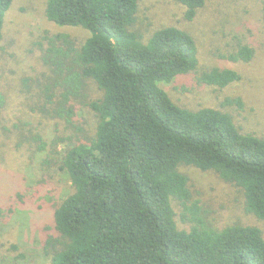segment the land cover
I'll return each instance as SVG.
<instances>
[{
  "label": "trees",
  "instance_id": "16d2710c",
  "mask_svg": "<svg viewBox=\"0 0 264 264\" xmlns=\"http://www.w3.org/2000/svg\"><path fill=\"white\" fill-rule=\"evenodd\" d=\"M14 1L0 0V42L3 16ZM171 1L182 4L191 21L210 0ZM137 13L138 0L48 1L50 20L93 36L81 48L68 34L44 36L47 112L70 122L71 103L86 100L88 79L104 92L89 104L100 119L96 138L69 149L63 159L74 193L55 213L61 249L52 264H264L262 231L215 228L180 171L192 166L214 172L243 193L247 214L264 221V139L241 133L228 113L176 105L161 86L197 72L196 40L166 27L144 45L131 31ZM222 57L249 63L254 50L240 44ZM240 80L230 69L200 77L219 89ZM225 105L243 108L240 98ZM178 216L191 225L188 231L179 229Z\"/></svg>",
  "mask_w": 264,
  "mask_h": 264
},
{
  "label": "rangeland",
  "instance_id": "374dc122",
  "mask_svg": "<svg viewBox=\"0 0 264 264\" xmlns=\"http://www.w3.org/2000/svg\"><path fill=\"white\" fill-rule=\"evenodd\" d=\"M49 0H15L3 16L0 42V264H52L61 244L55 213L74 193L63 167L66 152L89 146L100 123L89 104L101 101L104 92L94 80L85 82L82 103L72 102L75 116L54 118L47 112L44 86L50 70L43 63L40 43L46 34H68L81 48L92 33L82 27L60 25L47 17ZM264 0H210L188 21L186 8L171 0H138L131 31L149 44L153 34L166 27L189 32L198 47L197 72L161 87L172 101L185 109L211 108L230 114L243 134L264 139ZM254 50L249 63L224 59L239 45ZM46 48V47H45ZM230 69L241 80L225 89L200 81L203 73ZM240 98L243 108L227 106ZM85 103V104H84ZM56 109L52 106L51 110ZM45 144L46 150L41 146ZM193 199L199 200L217 229L232 225L258 227L264 237V221L245 211V198L236 187L214 172L182 166ZM176 208L178 215L180 210ZM180 230L190 224L177 217Z\"/></svg>",
  "mask_w": 264,
  "mask_h": 264
}]
</instances>
